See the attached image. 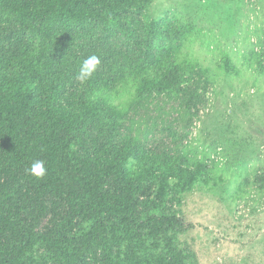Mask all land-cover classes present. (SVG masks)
Masks as SVG:
<instances>
[{
	"label": "trees",
	"instance_id": "16d2710c",
	"mask_svg": "<svg viewBox=\"0 0 264 264\" xmlns=\"http://www.w3.org/2000/svg\"><path fill=\"white\" fill-rule=\"evenodd\" d=\"M152 2L0 0V19L27 41L15 44L16 52L7 49L8 28H0V264H198L181 241L192 227L172 203L208 184L204 168L148 155L130 136L116 140L132 108L154 92L196 106L209 70L176 50L131 71L112 67L114 77L98 69L86 83L76 79L85 59L73 53L79 40L89 38L99 56L98 44L114 32L109 24ZM80 27L85 35L75 32ZM159 27L146 26L154 34L153 43L142 39L150 48L161 38ZM222 68L235 70L230 60ZM35 160L45 161L41 179L29 172ZM5 177L12 187L1 183ZM23 187L29 200L52 197L67 213L39 231L26 218Z\"/></svg>",
	"mask_w": 264,
	"mask_h": 264
},
{
	"label": "rangeland",
	"instance_id": "374dc122",
	"mask_svg": "<svg viewBox=\"0 0 264 264\" xmlns=\"http://www.w3.org/2000/svg\"><path fill=\"white\" fill-rule=\"evenodd\" d=\"M153 21L162 34L150 48L142 39L153 41L154 34L146 30ZM117 22L109 24L114 32L97 46L99 69L111 77L112 67L131 71L182 50L208 69L210 78L204 77L199 100L190 109L154 92L132 108L116 143L130 136L148 155L202 165L208 184H197L180 204L172 203L192 227L181 241L196 253L198 264H264V0H153ZM5 27L7 49L16 52L17 45H26L0 19V28ZM75 32L85 35L87 30ZM88 41L81 38L73 53L85 59L93 55ZM226 60L234 71L222 68ZM1 183L12 187L9 177ZM22 193L26 218L39 231L54 227L68 211L65 204L54 205L52 197L29 200L27 187Z\"/></svg>",
	"mask_w": 264,
	"mask_h": 264
},
{
	"label": "clouds",
	"instance_id": "9594fccd",
	"mask_svg": "<svg viewBox=\"0 0 264 264\" xmlns=\"http://www.w3.org/2000/svg\"><path fill=\"white\" fill-rule=\"evenodd\" d=\"M101 65V60L97 55H90L83 60L79 67L76 79L81 83H86L94 74L98 71ZM29 172L36 178L41 179L47 174V169L45 167V161L35 160L31 163Z\"/></svg>",
	"mask_w": 264,
	"mask_h": 264
}]
</instances>
